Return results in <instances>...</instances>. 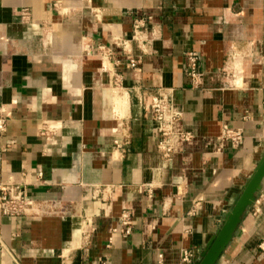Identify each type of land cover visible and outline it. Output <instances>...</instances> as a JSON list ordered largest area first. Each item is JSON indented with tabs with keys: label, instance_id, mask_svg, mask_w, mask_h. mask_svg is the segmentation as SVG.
<instances>
[{
	"label": "crops",
	"instance_id": "crops-1",
	"mask_svg": "<svg viewBox=\"0 0 264 264\" xmlns=\"http://www.w3.org/2000/svg\"><path fill=\"white\" fill-rule=\"evenodd\" d=\"M85 45L111 49L106 72ZM158 93L183 113L168 138L140 101ZM0 105V185L40 211L0 214V264H264V172L235 211L264 160V0H0ZM224 125L243 131L239 147ZM124 213L131 234L111 233Z\"/></svg>",
	"mask_w": 264,
	"mask_h": 264
},
{
	"label": "built area",
	"instance_id": "built-area-1",
	"mask_svg": "<svg viewBox=\"0 0 264 264\" xmlns=\"http://www.w3.org/2000/svg\"><path fill=\"white\" fill-rule=\"evenodd\" d=\"M22 18H28L26 11H23ZM149 18L146 20L139 19L133 22L131 41L140 45L144 41V33L147 29ZM123 50L126 49L127 41L119 40ZM86 53H95L101 58L103 62H108L111 56V49L102 45H97L95 48L85 45L83 49ZM236 54L231 55L234 59ZM128 67L136 71L139 64V58H132L127 56L125 58ZM186 66L183 71L184 77L187 79L188 85L191 88H200L203 84V74L199 70V57L194 52L185 53ZM115 64V62H113ZM231 67L223 70L225 75V84L227 87L234 86V79ZM119 78L114 79V85L118 86ZM145 112L148 114L150 120L156 125L155 133L162 138H168L177 133L176 127L180 122L183 113L171 99V96L164 93H158L147 98L140 99ZM10 113L0 105V136L4 134L6 124L9 120ZM183 139H190L189 134L182 136ZM244 139V133L241 129H236L224 125L221 130L220 140L224 143L230 144L232 148H237L241 145ZM164 145V146H163ZM158 149L163 152V157L168 159L171 153V147L162 141L158 144ZM40 176V174H38ZM40 213L36 204L27 196L26 190L20 185H0V214L8 218H18L23 216H34ZM132 232V226L128 221V216L124 213L120 216L119 225L111 230L113 234H120L122 236H129ZM3 249L0 243V251ZM193 255L189 251H183L181 254L180 262L189 263ZM158 264H162L161 256H159Z\"/></svg>",
	"mask_w": 264,
	"mask_h": 264
},
{
	"label": "water",
	"instance_id": "water-1",
	"mask_svg": "<svg viewBox=\"0 0 264 264\" xmlns=\"http://www.w3.org/2000/svg\"><path fill=\"white\" fill-rule=\"evenodd\" d=\"M264 172V160L260 167L258 168L255 175L251 178L248 184L244 187L243 192L241 193L240 202L236 206V213H239L244 210V208L250 205L253 196L260 190V179ZM228 222V221H227ZM227 223L225 224V226Z\"/></svg>",
	"mask_w": 264,
	"mask_h": 264
},
{
	"label": "bare ground",
	"instance_id": "bare-ground-1",
	"mask_svg": "<svg viewBox=\"0 0 264 264\" xmlns=\"http://www.w3.org/2000/svg\"><path fill=\"white\" fill-rule=\"evenodd\" d=\"M102 68H103L104 71H106L105 62L103 63ZM98 105H99V104H98ZM96 107H97V105H96ZM57 128H58V127H57Z\"/></svg>",
	"mask_w": 264,
	"mask_h": 264
},
{
	"label": "rangeland",
	"instance_id": "rangeland-1",
	"mask_svg": "<svg viewBox=\"0 0 264 264\" xmlns=\"http://www.w3.org/2000/svg\"><path fill=\"white\" fill-rule=\"evenodd\" d=\"M103 63H104V62L102 61V65H103ZM101 69H102V71H104L102 67H101ZM104 72H106V71H104ZM119 103L121 104V102H120V101H119Z\"/></svg>",
	"mask_w": 264,
	"mask_h": 264
}]
</instances>
